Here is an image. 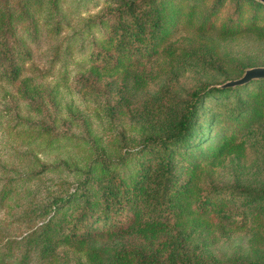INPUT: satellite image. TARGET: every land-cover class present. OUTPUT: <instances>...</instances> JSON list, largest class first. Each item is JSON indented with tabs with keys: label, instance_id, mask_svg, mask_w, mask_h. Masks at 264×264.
Here are the masks:
<instances>
[{
	"label": "rangeland",
	"instance_id": "rangeland-1",
	"mask_svg": "<svg viewBox=\"0 0 264 264\" xmlns=\"http://www.w3.org/2000/svg\"><path fill=\"white\" fill-rule=\"evenodd\" d=\"M126 1L142 0H0V248L6 238L38 229L50 214L55 228L63 210L82 215L88 207L79 182L85 177L91 199L97 188L91 178L107 174L100 173L101 163L130 190L153 155L144 140L151 125L173 118L195 85L264 65V7L249 0H156L164 7L156 36L144 30L142 40L129 35L126 41V35L107 43ZM235 24L236 32L228 29ZM236 93L246 103L235 114L228 107L235 95L229 102L205 100L201 111L211 116L201 123L205 138L175 164L177 179L188 178L215 209L242 215L238 227L200 219L183 240L198 264H264V83L250 81ZM230 133L233 139L221 145ZM69 193L57 213L49 207V215L38 217L43 206ZM117 218L94 209L83 237L52 240L41 255L32 244L24 263L94 264V250L106 264L117 252L139 249L177 261L170 222L155 237L140 239ZM8 262L19 263L15 254Z\"/></svg>",
	"mask_w": 264,
	"mask_h": 264
},
{
	"label": "trees",
	"instance_id": "trees-1",
	"mask_svg": "<svg viewBox=\"0 0 264 264\" xmlns=\"http://www.w3.org/2000/svg\"><path fill=\"white\" fill-rule=\"evenodd\" d=\"M249 1L253 3L254 8L264 7V3L258 0ZM122 4L124 6L116 10L118 20L112 35L107 38V43L115 41L121 43L125 41L124 37L126 35H128L126 41L129 39V35L131 40L136 38L139 41L144 39V36L141 35L144 30H147L151 37L156 36L161 30L164 20V7L161 2L142 0L140 2L126 1ZM133 26L135 29L131 30ZM237 27L239 26L236 24L229 25L228 29L236 32ZM120 51H123V49ZM125 52L127 51L124 50L122 53L126 54ZM17 70L18 68H12L13 75ZM225 80L217 84L200 83L195 85L181 100L182 103H179L178 110L173 118L157 126L156 124L150 126L144 140L146 146L149 147L148 151L153 152V155L148 158L145 164H142L140 179L135 178L130 182V190L125 188L128 181L123 180L122 177H116L115 173L110 168L108 169V163H101L100 173L107 174L104 178L100 177L98 181L97 177L91 178L96 181L97 188L94 196L90 199L91 194L85 191L88 187L85 183V177L79 182L77 188L84 196V201L86 200L85 204L88 207L86 211L79 216L75 210L68 212L63 210V215L59 220L61 221L60 225L55 228L51 226L53 214H47L49 207L54 213H57L63 203L70 201V197L74 194L69 193L59 197L56 201L50 202L52 206H50V203L43 206L37 212V215L43 217L47 214L49 215L47 220L40 224L38 229L31 230L19 238H6L3 247L0 248V264H10L8 259L14 254L19 262L18 264H25L26 256L30 253L32 244L38 245L41 255L51 245L52 240L54 242L60 239L71 241L83 237L88 231L85 229L89 228L93 221V219L89 221V218L93 210L97 208L104 216L110 214L113 221H118L119 218L117 217L119 216L123 217L124 220L128 221L127 228L129 232L140 239L155 237L159 230L166 228L164 223L167 222L171 223V228L175 230V238H177L176 254L179 258L175 262L165 263L157 254H146L142 252V249H139L126 251L123 255L117 252L116 258L106 264H198L197 258L193 257V249L186 247L183 240L189 238L192 231L200 223V219L203 216H211L218 224L238 227L243 224L242 215H239L236 211L215 209L206 194L199 195L200 192H194V187L188 178L182 181L177 179L175 164L179 158L181 159L192 147L200 144L205 138L206 134L201 128V123L204 121L209 123L211 120V116H206L201 111V106H203L205 100L213 97L229 102L228 99L235 95L236 103L231 102L228 106L231 114L232 112L235 114L243 110L246 103L245 99L236 93L237 90L250 81L264 83V78L250 79L241 84L221 87L220 84ZM262 137H264L263 134L260 138ZM221 138L222 140L227 139L221 143L222 145L232 140L233 134H225ZM195 165L196 163H192L191 167ZM89 168L92 170L94 166H89ZM76 195L80 196V193ZM124 209L130 210L132 216H126ZM72 218L74 219L72 220ZM72 221L70 228H66L65 223L68 222L69 224ZM40 231L44 233L43 237L38 236ZM18 244H23V247L16 254L15 249L19 247ZM89 254L94 264H103L96 251L90 250ZM127 254L133 255V259H124Z\"/></svg>",
	"mask_w": 264,
	"mask_h": 264
},
{
	"label": "water",
	"instance_id": "water-1",
	"mask_svg": "<svg viewBox=\"0 0 264 264\" xmlns=\"http://www.w3.org/2000/svg\"><path fill=\"white\" fill-rule=\"evenodd\" d=\"M264 3V0H258ZM264 78V65H253L244 68L240 76L225 80L220 84L221 87L233 86L244 83L250 79H261Z\"/></svg>",
	"mask_w": 264,
	"mask_h": 264
}]
</instances>
